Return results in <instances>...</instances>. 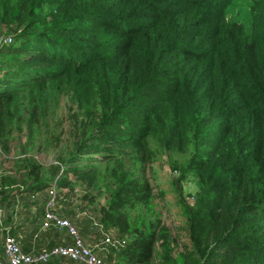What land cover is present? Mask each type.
Masks as SVG:
<instances>
[{
	"label": "trees",
	"instance_id": "trees-1",
	"mask_svg": "<svg viewBox=\"0 0 264 264\" xmlns=\"http://www.w3.org/2000/svg\"><path fill=\"white\" fill-rule=\"evenodd\" d=\"M3 26L0 144L57 147L63 101L75 141L49 169L0 175L2 202L56 178L104 194L95 214L127 244L103 264H264V0H0ZM164 153H189L199 187L177 201L184 252L160 214L129 218Z\"/></svg>",
	"mask_w": 264,
	"mask_h": 264
},
{
	"label": "rangeland",
	"instance_id": "rangeland-1",
	"mask_svg": "<svg viewBox=\"0 0 264 264\" xmlns=\"http://www.w3.org/2000/svg\"><path fill=\"white\" fill-rule=\"evenodd\" d=\"M5 30L6 28L3 26L0 33ZM69 114L68 109L64 108V101L62 105H58L56 112L49 114V119H53L50 131L55 130L56 136L60 137L57 147H51L50 149H44V147L39 146L34 147L28 144V140L26 139L27 135H23L22 133L12 135L7 146L0 144V150L2 152L0 168L3 175L6 177L12 175L23 180V166L27 159L35 158L46 169H49L52 164L58 162L60 157L67 156L71 152V147H73L75 141L74 134L71 132L72 121L69 119ZM57 120L58 124L55 125ZM188 157L189 153L186 155L181 153H164L154 161V164H149L146 172L142 176L149 182L152 197L151 208L138 204L128 212L130 220L140 222V220L144 219L146 223L151 222L150 218H157L160 214L159 218L163 220L162 225L170 228L176 240L174 247L177 252H184L190 248L186 224L184 217L180 214L177 201L181 197L187 200V202H193L199 189L194 178H184L183 165L185 166ZM63 192L65 193L66 200L60 213L74 216V222H72L76 229L93 247L94 245L92 243H97L102 235L99 232L96 237L90 233L89 227L93 225V222L89 219V215L92 213L93 216L98 218L95 213H100L101 207L105 206L106 196L99 194L95 189L88 190L82 183L68 186ZM25 193L31 192L25 191L23 194ZM85 196L91 199L85 198ZM17 197L23 199L25 204L30 202L29 199L27 200L28 196L20 194L7 201L2 202L0 199V203L6 206L9 204L12 205L11 203L16 202ZM69 201H73L72 204ZM107 230L112 236H117L114 230H112L113 232L108 228ZM0 233H2L1 230ZM62 239L64 240L63 243L69 240L65 238V235H62ZM154 258H157L158 263V256L156 255ZM154 258L152 261H156ZM53 262H55L54 264H77L65 259L55 260Z\"/></svg>",
	"mask_w": 264,
	"mask_h": 264
},
{
	"label": "built area",
	"instance_id": "built-area-1",
	"mask_svg": "<svg viewBox=\"0 0 264 264\" xmlns=\"http://www.w3.org/2000/svg\"><path fill=\"white\" fill-rule=\"evenodd\" d=\"M1 40V38H0ZM2 152L0 150V161ZM1 167V165H0ZM0 175H3L0 168ZM58 178L51 181L50 185L43 189L46 190V199L44 203L43 216L40 222L41 230L56 229L64 231L72 241L57 244L51 247H42L35 251H25L21 242L12 233L11 226L5 223L7 216L6 205L0 204V230L4 233V256L5 260L1 264H48L52 260H70L77 264H103L105 254L111 249H119L127 244V238L112 236L108 233L103 223L93 216L89 215L93 225L90 229L93 235L101 233V238L97 243H92V247L86 238L76 229L69 215L60 213L66 200L64 190L58 187ZM31 199L35 196L31 195Z\"/></svg>",
	"mask_w": 264,
	"mask_h": 264
},
{
	"label": "crops",
	"instance_id": "crops-1",
	"mask_svg": "<svg viewBox=\"0 0 264 264\" xmlns=\"http://www.w3.org/2000/svg\"><path fill=\"white\" fill-rule=\"evenodd\" d=\"M27 200L36 203L27 202L25 204L23 199L18 198L16 202L11 203L12 205H7V216L5 223L12 228V233L21 242L22 248L25 251H35L42 247H51L57 244H62V235H65L67 242H71L72 238L69 237L64 231H58L53 228L48 230L40 229V222L43 216L44 203L46 199V190H40L36 193H25ZM34 195V199H30V196ZM71 204L73 201H69ZM25 212V213H24ZM72 221L74 222V216L69 214ZM90 221V220H89ZM39 225V229H38ZM89 227V226H88ZM90 233L93 234L89 227ZM4 233H0V264L5 260L4 256ZM55 262H50L49 264H54Z\"/></svg>",
	"mask_w": 264,
	"mask_h": 264
}]
</instances>
